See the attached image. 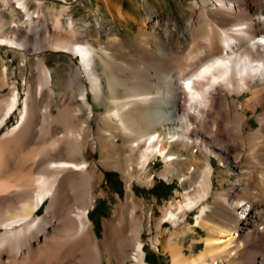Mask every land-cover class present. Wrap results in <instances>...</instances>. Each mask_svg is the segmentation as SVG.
Segmentation results:
<instances>
[{
	"label": "bare ground",
	"instance_id": "obj_1",
	"mask_svg": "<svg viewBox=\"0 0 264 264\" xmlns=\"http://www.w3.org/2000/svg\"><path fill=\"white\" fill-rule=\"evenodd\" d=\"M15 2L27 17L25 24L14 22L15 30L26 27L24 37L18 39L6 32L0 37L1 44L11 47L22 61L30 60L24 49L43 47L28 43L30 33L42 29L55 35L47 47L80 55L81 66L75 67L76 75L68 79L78 84L79 90L75 92L77 89L67 82L61 91L71 98L55 114L48 102L40 108L37 106L43 92L49 95L56 92L53 68L44 63V56L36 57L40 67L37 86L27 85L24 95L17 82L10 80L8 63L0 57V63L3 62L0 127L7 123L12 112L19 111L18 121L0 133V264H103L104 258L112 264H148L143 230L151 228L153 213H145L146 202L137 196L133 184L136 181L153 185L154 176L146 173L150 159L158 155L165 162L175 164L169 169L180 175L186 187L184 201L171 202L157 225L165 218L174 224L184 221L186 225V210L199 207L196 225L207 231L205 247L191 255L184 254L182 246L173 241L175 236H183L190 230L188 225L170 233L164 240V249L171 256V264H216L217 261L264 264V81H249L244 90L218 88L203 119L194 121L191 127L186 122L178 127L177 116L182 106L175 82V73L186 67V53L203 51L202 59L219 54L222 50L220 29L234 24L247 26L252 48L256 49L253 55L264 58V0H191L192 15L183 29L175 28L174 18L164 25L158 23V27L154 24L158 19H145L143 24L148 20L153 22V27L145 28L144 24L137 32L140 37L131 36L130 41L139 61L124 81H118L113 75L106 77L108 93L94 61V54L100 50L106 54L107 47L99 45L96 50L86 43L80 38L84 34L75 28L73 19L64 26L62 16L70 6L64 5L62 15L56 17L51 6L43 1H38L35 9L28 0ZM104 2L120 19L128 20V14L116 0ZM9 23H0V33L6 30L5 26H12ZM68 32L73 37L65 35ZM175 36L179 37L181 46H173L170 38ZM38 37L35 38L39 40ZM121 38L112 36L115 41ZM235 47L239 50L240 45ZM81 74L87 77L86 82L82 81ZM119 85L124 86L122 95L117 91ZM5 87L8 91L3 93ZM88 91L95 99L109 101L96 135H92L88 116L79 118L78 129L71 122L91 107ZM245 91L250 94L241 100L240 95ZM258 106L261 107L256 113L259 124L252 127L247 110L254 112ZM40 114L45 122L37 128L35 121ZM55 120H61L65 126L63 132L53 133L51 123ZM36 130L38 136L31 141ZM49 135H52L50 139ZM223 137L227 138L225 141L229 139V148L235 152L238 149V158L248 162L243 173L248 178L242 180L244 193L240 192L243 195L239 197V193V198L234 200L227 197V188H214L216 171L211 155L218 154L222 159V154L229 153L227 145L224 146L228 143L215 142ZM240 145L250 147V156L242 157L248 152L241 150ZM61 151L63 156H59ZM98 151L99 160L88 157V153ZM101 166L121 171L126 196L117 206V215L106 222L105 236L99 239L89 211L95 198L106 193L100 184L104 176ZM211 195L223 203L218 210L220 219L213 218L214 221L207 217ZM39 207L43 211H38ZM129 207L131 210L126 211ZM237 211L245 216L241 217ZM231 213L237 214L232 217ZM158 243L156 237L154 247ZM59 246L69 253L55 251Z\"/></svg>",
	"mask_w": 264,
	"mask_h": 264
},
{
	"label": "rangeland",
	"instance_id": "obj_2",
	"mask_svg": "<svg viewBox=\"0 0 264 264\" xmlns=\"http://www.w3.org/2000/svg\"><path fill=\"white\" fill-rule=\"evenodd\" d=\"M28 1L32 9L37 8V6L39 5L38 1L45 2L46 4L51 6L53 16L56 17L62 15L61 9L62 7H64V5L70 6L67 14H64L62 16L64 26L66 27L70 22V20L73 19L76 26L75 28L81 32V35L84 34L82 35V37L80 36V38H82L86 43L91 44V46H93L96 50L99 49V45H102L105 48L107 47L106 48L107 55L101 50L97 51L94 54L96 70L102 77L103 86L106 93L109 92L107 85V78H106L107 76L110 75L117 76V78L119 79L118 81H124L126 80L127 77H129L132 74L133 72L132 69L135 68L136 64L138 63L139 61L138 54L133 50L132 45H130V41L131 38L133 39V37L131 36L140 37L137 32L139 31V28H141L144 24L146 25L145 28L153 27L152 26L153 22H148V20L146 23L143 24V22L146 21L145 19H158V21L160 22L158 21L154 22L155 27H158L160 24L164 25L168 20L174 18V20L176 21L175 28L183 29L186 26L187 20L192 15L190 12L191 10L189 9L191 0H116L123 7L124 12L128 14L127 21H124V19H120L110 8H108L104 0H28ZM18 6L19 4L16 3L15 0H0V23H2L3 21H7V22L9 21L12 23V24L9 23L12 25L11 27L5 26L6 30L4 29L3 30L4 32L1 31L0 37L2 35H5L6 32H8V34L9 33L13 34L18 39L19 38L22 39L24 37L23 32L26 29V27H21L22 30L20 31L15 30L14 28V22H17L19 24L22 23L25 24L27 21V17L24 15L22 10L18 8ZM30 34H31L29 38L30 40L28 39L29 44L32 43L35 44L36 46L37 44H39L40 46L43 45V47L41 46L42 48L38 45L40 47V49L38 50H32L30 47L24 49L27 55L30 56V60L22 61L21 58L17 54H15L14 50L11 47L1 43H0V57H4V60L8 63L10 80L17 82L20 89V93L24 95L26 89L28 88L27 85L30 84L31 88H35L37 86L40 75V69H39L40 67L37 63L36 57L38 56V54L44 56L43 58L44 63L51 69L53 68L52 70V74L54 76L53 85L56 92L53 95H49L48 93L43 92L41 97H38L37 106L40 108L44 106V104H47L48 102V105H50L51 107V111L56 114L58 108L61 105L66 104L71 98V96L68 95L67 92L64 94L61 91L66 86V83L68 82V86L70 85L73 89H77L75 90V92L79 90L78 88L79 85L76 83H71L69 82V80L72 79L71 78L72 76L76 75L75 67H77L78 65L81 66L79 60L80 55L79 57H77L71 52H65L62 50H57L51 47H47V45L53 43L55 38V35H52L53 33L51 32H46L42 29H38L37 32L32 30ZM35 34L38 35L39 37L35 36ZM65 35L69 37L71 36L73 37V35H71V33L69 32L65 33ZM114 35L122 36L121 40L119 41H115L114 39L112 40V36ZM33 36L38 37L39 40H37ZM180 38L183 39L182 36ZM34 39H36L35 42ZM178 39H179L178 36L170 38V40L173 42V46L175 47L181 46V43H178ZM40 42L42 44H40ZM108 54L110 57H108ZM101 59H103V61ZM134 62L135 64H133ZM2 68H3V62L0 63V72L2 71ZM112 72H114L115 74ZM81 75H82L81 76L82 81L86 82L87 77H85L83 74ZM123 89L124 86L122 85L117 86V91L120 92L119 93L120 95H122ZM7 91H8L7 87L3 88L2 90L3 93H6ZM60 91L61 94H59ZM55 94H57V96ZM249 94H250L249 91L243 92L240 95L241 100H245ZM51 96H53V98ZM88 98L90 99L91 107L85 108L83 112H81L80 116L73 117L72 118L73 120L71 122L76 126L75 129H78L80 125L79 123H81L80 119H83L88 116L89 123L93 127L92 135L93 134L96 135L97 127L102 123V117L104 116V113L107 110L109 101L105 98L95 99L91 91H88ZM260 110H261L260 106H258L257 110L254 112H252L249 109L247 110V115L250 116V123L252 127H256L259 124L256 118V113H258ZM10 116L7 119V123L3 127L2 126L0 127V133L3 131V129H6L8 126H12L18 121L19 118L18 109L12 112ZM38 117L39 118L36 119L35 121V126H37V128L44 121L42 120L43 118L41 114ZM55 121L51 123L53 127L52 131L54 130L53 133L56 134L58 132H63L64 131L63 128H65V126L62 124L61 120L56 122ZM52 135L47 136V138L50 139ZM37 136H38V132L36 130L31 137L32 139L31 141H33ZM225 139L227 140V138L224 137L220 139H216L215 142H217V144L218 142L220 144H223L222 142L228 143L223 145L225 147L227 145V150L228 149L230 150L227 151L229 153L222 154L221 155L222 159H220V156L218 154L211 155L214 169L217 172V173L215 172L213 178L214 188H218V189L227 188L226 189V193L228 192L227 197L234 200L241 197L243 195V194L241 195V193H244L243 191L241 192V190H244L242 180L248 178V175L243 174L245 170L244 167L248 164V162H243L244 159L238 158L237 156L238 149L235 152L233 148L232 149L229 148L230 141L229 139L228 141H225ZM240 148L244 152H248L247 156L245 155L242 156L243 158L250 156L249 146L240 145ZM62 153L63 152L61 151V154ZM59 156H63V154L62 155L59 154ZM88 157L91 158V160H99L100 153L99 151L92 154L88 153ZM148 166H149V171L146 174H150L151 176L155 177V178L153 177V180H151L153 185L151 184L149 185L147 182L140 183L136 181L133 184L137 196H139L142 200L146 202L145 213L146 214L148 212L153 213V217L151 220L152 221L151 228L145 227V229L143 230L145 249L147 251L146 260L148 259L147 260L148 264H171V256L164 249V243H165L164 240L166 237L170 235V233H174L180 228H184V226L186 227L188 225L190 230H188L186 234L183 236L180 237L179 235H177L178 237L175 236L173 241L174 244L176 245L180 244L182 246L180 247L181 249H183L184 254L191 255L193 254V252L194 253L200 252V250L205 247V237L207 236V231L204 227L196 225L197 224L196 213L199 211V207H193L191 209L186 210L187 213L186 217L188 219L186 222L188 224L186 225H184L185 224L184 221H180L174 224L167 218L162 219L161 223L157 225L160 219L164 217L165 211H167V209L170 207L171 202L176 203L179 201H184L185 199L184 188L186 187V185L185 183L182 182L180 175H178L176 172L171 170L172 167L175 166L173 162H170L169 164L168 162H165L164 159L158 155L150 159ZM170 167L171 169H169ZM167 168L169 169V171L168 173L164 174L163 172ZM102 169L104 171V176L100 179V184L102 188L106 191V193L103 195H98L95 198L94 205L90 208L89 211L90 219L93 222V227L94 230L96 231L95 233L99 239L105 236L106 222L110 221L117 215L118 213L117 206L123 202L122 200L125 199L126 196V182L122 176L121 171L117 169H105L103 167ZM211 196H209L208 198V203L210 204L211 208L208 210L207 217H209L208 219L212 218V221H214L213 218L217 220L218 218L220 219V217H218L220 216L218 210L220 211L223 203L221 200H218L213 196L212 197ZM212 202H216V204L218 203L219 205H216L215 203ZM226 209H229L230 211L229 207H227ZM128 210L130 211L131 208L130 207L127 208L126 211ZM38 211H43V208L39 209ZM238 212L239 211H237V213ZM237 213H233V214L231 213L233 215L232 217H234V214ZM238 214L240 216L242 215L241 217L245 216L243 212H239ZM156 237H158L159 239L157 248L154 247V241ZM59 248L60 246L54 248V250L55 251L61 250ZM64 252L69 253L67 249L62 248L61 254ZM92 257L93 258L95 257L94 254L92 255ZM127 263L128 262H126V264ZM103 264H112V263L109 260L107 261L106 258H104ZM113 264H119V263L113 262ZM216 264H221V262L217 261Z\"/></svg>",
	"mask_w": 264,
	"mask_h": 264
},
{
	"label": "clouds",
	"instance_id": "obj_3",
	"mask_svg": "<svg viewBox=\"0 0 264 264\" xmlns=\"http://www.w3.org/2000/svg\"><path fill=\"white\" fill-rule=\"evenodd\" d=\"M246 28L244 24H234L220 29L219 54L202 59L203 51L186 53L185 69L175 73L182 106L177 116L178 127L181 122L191 127L194 121L202 120L218 88L244 90L249 81H264V58L253 55L256 49L252 48ZM238 44L239 50L235 47Z\"/></svg>",
	"mask_w": 264,
	"mask_h": 264
},
{
	"label": "trees",
	"instance_id": "obj_4",
	"mask_svg": "<svg viewBox=\"0 0 264 264\" xmlns=\"http://www.w3.org/2000/svg\"><path fill=\"white\" fill-rule=\"evenodd\" d=\"M42 207H39V209H41Z\"/></svg>",
	"mask_w": 264,
	"mask_h": 264
}]
</instances>
